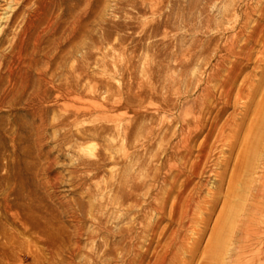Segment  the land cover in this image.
I'll return each instance as SVG.
<instances>
[{
	"label": "rangeland",
	"instance_id": "rangeland-1",
	"mask_svg": "<svg viewBox=\"0 0 264 264\" xmlns=\"http://www.w3.org/2000/svg\"><path fill=\"white\" fill-rule=\"evenodd\" d=\"M19 2L0 0V264H203L223 229L215 264H264V147L226 197L264 90V0ZM235 59L238 101L233 91L221 102L205 91L224 72H211ZM188 122L204 126L185 162L176 148Z\"/></svg>",
	"mask_w": 264,
	"mask_h": 264
},
{
	"label": "bare ground",
	"instance_id": "bare-ground-1",
	"mask_svg": "<svg viewBox=\"0 0 264 264\" xmlns=\"http://www.w3.org/2000/svg\"><path fill=\"white\" fill-rule=\"evenodd\" d=\"M6 1V0H5ZM34 2H38V1H40V0H33ZM145 1V0H144ZM17 2V1H16ZM20 2H21V0H20ZM19 2V3H20ZM30 2H32V1H29V2H27V3H30ZM51 2V1H50ZM49 2V3H50ZM87 2V1H86ZM18 3V4H19ZM22 3H23V0H22ZM33 3V2H32ZM42 3V2H41ZM18 4H16V5H18ZM31 4V3H30ZM38 4V3H37ZM88 4V3H87ZM27 5V4H26ZM32 5V4H31ZM88 6V5H87ZM35 7H36V5H35ZM41 7V6H40ZM43 7V6H42ZM49 7V6H48ZM73 7V6H72ZM29 7L27 6V9H28ZM34 8V7H33ZM15 9H17V8H15ZM36 9V8H35ZM35 9H33V10H35ZM38 10H39V7H38ZM41 10V9H40ZM27 11H30V10H27ZM84 11V10H83ZM82 11V12H83ZM40 12V11H39ZM46 12V11H45ZM36 13V12H35ZM42 13V12H41ZM40 15H42V14H40ZM27 16V15H26ZM33 14H32V16H30V17H32V18H30V17H28V19L26 20V21H24L23 22V24H22V26H20L19 24H18V21H17V23H16V21L15 20H17V19H15L14 21H13V23H14V26H18V28H19V31H17L16 33H15V41H14V44H13V48L14 49H16V55H15V57H19L20 56V54H21V52H23L22 50H24V49H26L27 48V46H28V44L30 43V39H31V37H32V34H33V30H34V28H35V25H34V21L36 22V20H38L36 17H34L33 18ZM45 16V15H44ZM12 17H13V15H12ZM12 17L10 18L11 20H12ZM42 18H44V17H42ZM51 18V17H50ZM26 19V18H25ZM34 19H36V20H34ZM10 20V21H11ZM21 20V19H20ZM12 23V24H13ZM49 23V22H48ZM17 24V25H16ZM38 25V24H37ZM36 25V26H37ZM39 25H41V24H39ZM47 27H49V26H47ZM7 27H5L4 29H0V33H1V35H0V44H3L4 42H5V40L2 38V35L4 34V32H5V29H6ZM15 28V27H14ZM37 28V27H36ZM16 29V28H15ZM14 29V30H15ZM43 29V28H42ZM52 29V28H51ZM47 30H49V29H47ZM33 31V32H32ZM43 31V30H42ZM44 32V31H43ZM48 32V31H47ZM52 32V31H51ZM43 35H44V33H42ZM41 34V35H42ZM34 35V34H33ZM38 35V34H37ZM39 35H40V33H39ZM50 35V34H49ZM14 36V35H13ZM42 37V36H41ZM41 37L40 36H37V38L34 40V42H33V45H37V43L40 41V39H41ZM249 38V37H248ZM246 45V44H245ZM244 45V46H245ZM12 48V49H13ZM231 51H232V49H230ZM238 50V49H237ZM236 50V51H237ZM250 50H251V48L250 49H247L246 50V47H243V48H241L240 50H239V52H237L234 56L237 58L238 57V59L239 60H246V59H249V57H250ZM11 51V50H10ZM13 51V50H12ZM206 52V51H205ZM235 52V51H234ZM234 54V53H233ZM232 54V55H233ZM230 55V54H229ZM3 57V58H5L4 57V55L3 54H1L0 53V57ZM225 58V57H224ZM192 60V59H191ZM199 62H200V60H199ZM2 63V62H1ZM206 63H207V61H206ZM217 63V62H216ZM1 65V64H0ZM208 65V64H207ZM2 66V65H1ZM240 66H241V64H240V62L239 61H237L236 59L234 60V61H232L230 64H229V66L226 68H224V64H223V60L220 62V63H218V65L216 66V70H212L213 72H211L212 74V77H216V76H219L218 74L220 73L219 71L220 70H222L224 73L222 74V83H221V85H220V87H219V89H217V85H216V87L214 86V87H212V88H210L209 86V88L208 89H206L207 91H205V92H208V94H210L209 92H211L213 89H215V91L216 90H218L219 92V94H218V98H219V101H221V102H225V101H228V99L230 98V96L232 95V94H234V92L233 91H236V93L234 94V98H233V100H236L237 99V101H238V96H239V94H240V88H235V81L237 80V76H238V73H239V71H240ZM205 68V67H204ZM11 69V68H10ZM9 69V70H10ZM218 69V70H217ZM3 72H6V70L5 71H3ZM210 72V71H209ZM204 74V73H203ZM8 78V77H7ZM205 78V77H204ZM4 80H5V76L3 75V73L0 71V89L2 88V85L4 84ZM213 80V79H212ZM218 80H220V79H218ZM216 82V81H215ZM207 83V82H206ZM211 83V82H210ZM219 83V82H218ZM240 83V82H239ZM207 85H209L208 83H207ZM214 85V84H213ZM219 85V84H218ZM239 85V84H238ZM240 86H241V84H240ZM264 88V87H263ZM4 89V88H3ZM2 89V90H3ZM204 89V88H203ZM243 89V88H242ZM246 90V89H245ZM214 92V91H213ZM215 93V92H214ZM3 94H5V93H3ZM2 94V95H3ZM242 94V93H241ZM1 95V94H0ZM259 95V94H258ZM205 97H209V96H207V95H204ZM241 96V95H240ZM259 97V96H258ZM203 98V97H202ZM204 99V98H203ZM208 99H211V98H208ZM214 99V98H213ZM241 99V98H240ZM258 100V99H257ZM201 101V100H200ZM202 102V101H201ZM212 102V101H211ZM215 102V101H214ZM236 102V101H235ZM207 104H208V102H206ZM217 103V102H216ZM216 103H215V105H216ZM234 103V102H233ZM203 104V103H202ZM206 104V105H207ZM211 104V103H210ZM206 108V107H205ZM211 108H214L213 106L211 107ZM219 109V108H218ZM202 110V109H201ZM204 110V109H203ZM208 110V109H207ZM211 110V109H210ZM202 112V111H201ZM209 112H211V111H209ZM217 112V111H216ZM253 113H252V115H251V117H250V121H249V123H248V125H247V129H246V131H245V133H243L244 134V138H243V145H241L242 146V149H241V151H240V158H239V161H238V165H237V168H236V174L234 175V176H232V184H230V186H229V188H228V190L226 189V193H227V195H226V197L228 198V200H229V198L231 197H233L234 196V194H236V192H237V190L235 189V185L237 184V181H236V179L237 178H239L240 177V175H242L243 173H246V171H248V169H249V167H250V162L249 161H251L253 158H255L256 156H258L257 155V150L258 149H260V148H262V147H264V90H263V93H262V95L259 97V100L257 101V103H256V108H255V110L254 111H252ZM207 113V112H206ZM198 114V113H197ZM200 114V113H199ZM203 115V117H204V114H202ZM208 115V114H207ZM200 116V115H199ZM197 117V116H196ZM196 119V118H195ZM198 119V118H197ZM207 120V119H206ZM184 121V120H183ZM204 122V121H203ZM213 122V121H212ZM211 122V123H212ZM181 124V123H180ZM199 124V123H198ZM200 125V124H199ZM199 125H192L190 122H188V123H185V124H183L182 125V127H184V128H186V131H185V133L184 134H182V137H181V139H180V144H179V146H177V148H176V150H177V153H178V156L183 160V161H189V159H190V142H191V140H192V138L194 137V136H196V134L198 133V131H199V129H200V127H199ZM223 125V124H222ZM238 125V124H237ZM200 126H202V129H203V126H204V124L203 125H200ZM225 127V126H224ZM214 128V127H213ZM226 129V128H225ZM213 131V130H212ZM183 132V131H182ZM223 132V131H222ZM211 133H210V131L208 132V133H206L205 134V137H203L204 138V141L205 140H207V137L210 135ZM220 134V135H219ZM224 134H225V131H224ZM181 135V134H180ZM217 135H219V138H221V130H218V132H217ZM223 135V134H222ZM218 138V136H216V139ZM222 139V138H221ZM218 140V139H217ZM229 142H231V141H229ZM207 143V142H206ZM201 145V144H200ZM199 145V146H200ZM199 146H198V148H199ZM211 147V146H210ZM263 155H261L260 156V158H259V160H260V163L259 164H261V168L262 169H264V151H263V153H262ZM207 155H204V153L203 152H199L198 154H196V156H195V158L192 160V162H190V172H191V174H196V172L198 171V169H199V167H200V162L203 160V158H205ZM207 160V159H206ZM172 161H173V159H172ZM168 163V162H167ZM207 163V162H206ZM205 163V164H206ZM200 164V165H199ZM169 167V166H168ZM203 167V166H202ZM235 169V168H234ZM174 172H175V170H174ZM176 172L177 173H175L174 175H175V177L173 176V178L172 179H174V182H175V178H176V176L177 175H179L180 174V171L179 170H177L176 169ZM263 172V171H262ZM261 173V172H260ZM131 175V174H130ZM173 175V174H172ZM221 175V174H220ZM195 177V176H194ZM134 178V177H133ZM186 178H188V177H186ZM264 178V177H263ZM118 179H121V178H118ZM126 180V179H125ZM129 180V179H128ZM127 180V181H128ZM134 180V179H133ZM188 180H190V179H187V180H184L185 182H187ZM121 181V180H120ZM124 181V180H123ZM132 181V180H131ZM236 181V182H235ZM239 181V180H238ZM129 182V181H128ZM133 182V181H132ZM135 182V181H134ZM133 182V183H134ZM234 182H235V184H234ZM119 183V182H118ZM117 183V184H118ZM116 184V185H117ZM119 184H121V183H119ZM125 184V183H124ZM175 184V183H174ZM186 184V183H185ZM132 185V184H131ZM131 185L129 184V188L131 189ZM135 185V184H134ZM259 185V184H258ZM119 186V185H118ZM173 186V185H172ZM172 186H170V187H172ZM186 186V185H185ZM185 186L182 184V188H185ZM117 187V186H116ZM124 187H126V186H124ZM169 187V188H170ZM259 187V186H258ZM138 188H140V187H138ZM182 188H180V190H178L179 192H177V194H176V196L172 199L173 200V202H172V206L174 207V206H176L177 204H179L178 202H179V199H180V197L182 198V196H181V189ZM255 189V188H254ZM125 190V189H124ZM133 190V189H132ZM136 190H138V189H136ZM122 191V190H121ZM128 191V190H127ZM170 191V190H169ZM168 191V192H169ZM126 192V191H125ZM264 192V190H262V189H257L256 190V194H261V193H263ZM114 193V192H113ZM127 193V192H126ZM130 195H131V193H130ZM133 195V194H132ZM137 195V193L135 194V196ZM168 195V194H167ZM120 197V196H119ZM167 197V196H166ZM121 198H123V195L121 196ZM125 198V197H124ZM134 199V198H133ZM122 200H124V199H122ZM127 200V199H126ZM128 200H131V199H128ZM121 201V200H120ZM160 201H163V202H165L163 199L162 200H160ZM181 201V200H180ZM117 202H119V201H117ZM163 202L161 203V205L163 204ZM182 202V201H181ZM120 205V204H119ZM126 205H128V204H126ZM129 205H130V203H129ZM128 205V206H129ZM164 207V206H163ZM234 208V205L232 206V205H228L227 207H224L223 208V211L226 213V215L228 214L229 215V213H231V210ZM126 208H127V206H126ZM132 207H130V209H131ZM161 208V207H160ZM159 208V209H160ZM128 209V208H127ZM124 210H126L125 209V207H124ZM186 210V209H185ZM127 211V210H126ZM161 212H160V214H161V217H162V214H164V212H163V210H160ZM182 212L183 211H181L180 212V214H179V218H181V216H182ZM126 213V212H125ZM121 217V216H120ZM109 218V217H108ZM108 218H106V219H108ZM127 219V218H126ZM98 220H99V218H98ZM103 220V219H102ZM179 220H181V219H179ZM107 221V220H106ZM128 221V220H127ZM130 222V221H129ZM156 223V222H155ZM228 223V222H227ZM99 224H102V223H100L99 222ZM106 224V223H105ZM130 224H132V223H129V226H130ZM154 224V223H153ZM225 224V223H224ZM226 225H228V224H226ZM107 226V225H106ZM132 226V225H131ZM130 226V227H131ZM156 226H157V224H154V225H152L151 227H149V228H151L150 229V231H151V233H153V232H155V230H156ZM225 226V225H224ZM223 226V227H224ZM100 227L102 228V230H104L103 228L105 227V225H100ZM130 227H129V229H130ZM226 227V226H225ZM224 227V228H225ZM123 228V227H122ZM132 228V227H131ZM133 228H134V226H133ZM132 228V229H133ZM147 228V227H146ZM131 229V230H132ZM101 230V231H102ZM148 230V229H147ZM224 230V229H223ZM223 230L221 231H218L216 234H214V238H213V245H211V247H209V249H207L208 251H207V254H206V256H204L205 257V259H204V263L203 264H215V261H218V257H217V254L219 253V251H221V249H222V247H223V238L221 239L220 238V233L221 232H223ZM105 231H106V229H105ZM127 231V230H126ZM129 231V230H128ZM121 233H122V231H120ZM131 232V231H130ZM129 232V233H130ZM241 232H242V230H241ZM172 233V232H171ZM120 234V233H119ZM123 235V234H122ZM127 235V234H126ZM130 235V234H129ZM172 235V234H171ZM216 235V236H215ZM125 236V235H124ZM123 237V236H122ZM125 239H127L126 237H125ZM128 240V239H127ZM172 240V239H171ZM124 241H126V240H124ZM130 241V240H129ZM125 243V242H124ZM126 243H127V241H126ZM122 244V243H121ZM131 244V243H130ZM130 244H129V246H130ZM212 244V243H211ZM123 245H125V244H123ZM127 245V244H126ZM124 247V246H123ZM131 247H132V245H131ZM134 248V247H133ZM130 249V248H129ZM72 251V250H71ZM70 251V252H71ZM57 254V253H56ZM59 254V253H58ZM71 254V253H70ZM69 254V255H70ZM105 254H108V252L107 251H105V250H102V252H101V256H104ZM127 254V253H126ZM71 255H73V253L71 254ZM58 256V255H57ZM99 256H100V254H99ZM98 256V257H99ZM61 257V256H60ZM89 257H91V258H93V257H96V255L95 256H93V255H91V256H89ZM203 257V258H204ZM134 262V261H133ZM182 262V261H181ZM184 263V262H183ZM186 263V262H185ZM59 264V263H58Z\"/></svg>",
	"mask_w": 264,
	"mask_h": 264
}]
</instances>
